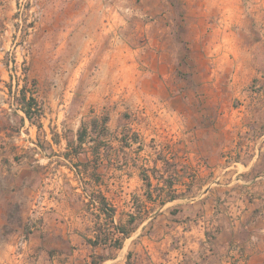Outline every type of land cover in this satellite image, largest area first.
I'll use <instances>...</instances> for the list:
<instances>
[{
  "label": "rangeland",
  "instance_id": "rangeland-1",
  "mask_svg": "<svg viewBox=\"0 0 264 264\" xmlns=\"http://www.w3.org/2000/svg\"><path fill=\"white\" fill-rule=\"evenodd\" d=\"M104 4L115 5L109 21L97 13ZM22 87L41 113L34 124L17 102ZM260 97L264 0H0V264L88 262L84 237L104 222L91 192L115 208V224L135 215L121 250H95L111 257L102 264H121L127 252V264H144L152 246L160 264H264V155L251 170L218 174L193 145L199 139L186 136L206 128L193 117L214 113L215 101L223 114ZM103 114L107 134L89 133L80 156L65 160L81 124ZM228 125L241 131L244 120L220 122ZM251 129L264 131V121ZM88 160V174L77 176L71 165ZM141 169L152 185L171 175L181 199L146 201ZM157 213L218 217L204 237L171 224L165 240L152 225L164 223Z\"/></svg>",
  "mask_w": 264,
  "mask_h": 264
},
{
  "label": "crops",
  "instance_id": "crops-1",
  "mask_svg": "<svg viewBox=\"0 0 264 264\" xmlns=\"http://www.w3.org/2000/svg\"><path fill=\"white\" fill-rule=\"evenodd\" d=\"M160 5L161 7H168L167 2L165 4L161 3ZM114 9V4H104L102 7L97 8V13H101V11L99 10H105L102 11V14L105 20L109 21L110 13L108 11H113ZM126 9L129 10L130 7H126ZM161 31H163V29ZM169 55V51H165L163 54H161V56L163 57ZM158 67V71L162 74L167 65L160 63ZM211 106H216V111H213L214 113H212L211 110L210 112L207 111V115H202V113H199V117H197L196 114L193 117L194 122H198V125L200 123L206 124V128H198L199 126H197L196 129H193L186 134V136L191 135L194 139H199L193 142V145H197L196 148L198 149L197 151L199 152V156L203 157L209 165H216L218 174L219 170H222V172L230 170L231 168L233 170H237L238 166L243 167L246 171L256 167V163H259L260 159L264 155V131L260 133L253 132V130L251 129V125L254 124V121L256 119L260 122L264 121V99L260 97L257 100H253L252 102H250V100H247L238 109L231 108V111L227 110L223 114L222 108H219L220 105L217 103V101H215V103H212ZM237 110H241V112L238 113V115L240 116H238V118L235 115ZM241 117L244 120V128H241V131L237 127L231 128L230 125H228L226 128L220 126V122H222V120L228 118L231 121H237L241 119ZM211 123H213V125ZM229 128L233 133L228 131ZM200 138H205L206 142L207 139L212 140L213 143L212 141L211 143L213 145L211 144L210 146L206 147V144H201ZM224 140L228 141V143H226ZM190 164L192 165V163ZM201 170H203V168H201ZM207 193L210 194V191H208ZM0 213L1 219L3 211H0ZM130 215L134 214L129 213L127 215V220L129 219ZM178 216L179 221L167 219L176 217L178 218ZM214 216L218 217L216 213H157L155 216V220L161 218L164 219V223L159 226H156L155 224L152 225L153 227H158L161 229L162 236H164L165 240L171 238V234L173 233L172 230L174 227H171L173 226L171 224H174L175 229H179L180 234L184 236L194 233L199 237H204L205 234L209 232L211 226L215 224ZM114 223H116L115 218ZM134 231H136V229H134ZM152 247H149L152 258L148 259L144 264H160L155 262V259L153 257L155 248ZM127 254L128 252L126 253V257L121 264H127V260L130 257H128ZM115 261V258H113L111 260V263ZM179 262L180 261H178L177 259L175 263L167 262V264H180Z\"/></svg>",
  "mask_w": 264,
  "mask_h": 264
},
{
  "label": "trees",
  "instance_id": "trees-1",
  "mask_svg": "<svg viewBox=\"0 0 264 264\" xmlns=\"http://www.w3.org/2000/svg\"><path fill=\"white\" fill-rule=\"evenodd\" d=\"M17 102L24 114V117L29 121L30 124H34L33 121L35 118H39L41 113L36 112V102L33 97H26L25 87H22L19 91V96L17 98ZM109 122L108 114H103L99 119H94L90 121L89 127L86 126L85 123H82L80 128L76 134V144L67 148V150L63 153V157L68 162H71V158L79 157L81 154L82 146L87 141V136L89 133H96V136L99 138L101 136H105L107 134V124ZM99 126V132H97L96 127ZM89 128V131H88ZM134 142H136L137 134H132ZM95 141V139H92ZM122 140L126 141V137L122 136ZM99 143L93 147L92 154H99ZM69 147V145H68ZM96 160V159H95ZM87 162H78L72 164L73 170L77 176L79 174H88ZM165 163V170L171 168L172 172L176 170V165L174 163ZM81 167V169H78ZM96 170L91 171L90 175L94 178L95 181H98L96 177ZM150 172L152 176L155 177L157 170L155 167H152ZM139 178L143 182L144 190V198L146 201L150 203H155L159 206H163L166 202H172L180 198V194L177 192L175 188L176 180L173 177L168 176L166 178H161L162 185H152L150 175L148 174L147 169H141L139 172ZM164 189H166L167 195H163ZM90 194H96V199H94L93 195H88V203L91 205L96 204V210L99 214H97V220L100 219V215H102L104 222H95L94 227L92 229V235L90 237L85 236L84 240L86 244H88L91 248V253L89 255V261L85 262V264H102L105 260L111 259V257L100 256L95 254V250L97 248H102L108 252L121 250L123 247V242L129 235L134 231L133 224L135 221V215H130L127 220L126 225L115 224L113 222V217L115 214V208L112 207L109 203L105 195L101 192H91ZM93 203V204H92ZM128 226V227H127ZM132 226V227H131ZM130 256V253L127 254Z\"/></svg>",
  "mask_w": 264,
  "mask_h": 264
}]
</instances>
